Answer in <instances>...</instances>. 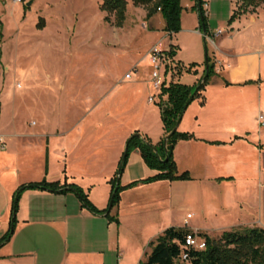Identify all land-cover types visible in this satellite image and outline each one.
Returning <instances> with one entry per match:
<instances>
[{"label": "rangeland", "instance_id": "1", "mask_svg": "<svg viewBox=\"0 0 264 264\" xmlns=\"http://www.w3.org/2000/svg\"><path fill=\"white\" fill-rule=\"evenodd\" d=\"M126 1V23L123 28H117L113 24L114 17L106 21L108 14L101 10L103 0H0V102L3 103V124L8 127V133L13 132L14 127L22 134L66 132L77 121L84 133L95 130L101 133V120L106 114L114 116L110 121L112 126L116 125L118 116H124L128 126L135 125L139 117L150 116L152 119V114L162 125L160 106L167 97L159 94L156 104L148 106L145 101L148 90L134 81H125L126 75L137 66L140 78L151 72L145 57L162 42L168 53V68L165 66L163 70L168 84L178 83L196 91L206 76V54L213 62L215 47L212 42L219 45L211 32H229L231 24L242 17L253 16L263 5L242 15L238 0H210L211 16L210 19L206 17L209 31L206 36L202 30V33L198 31V25L192 27L185 15L189 12L184 11V27L181 21V31L167 37L160 26H154L160 22L165 25L161 16L147 20L144 11L135 7L133 0ZM258 17L257 26H249V20L244 19L239 22L237 33L222 37L223 51L245 50L249 45L264 43V11ZM171 41L176 47L170 46ZM130 100L135 102L134 106L129 105ZM87 115L91 116L86 118ZM155 122H150L151 129H156ZM52 144L53 163L61 160L65 167L66 154L59 151L70 147L69 141L56 138ZM118 146L119 143L110 150L109 161L103 167L89 169L100 179L108 177L111 194V182L120 166L115 167L113 163ZM8 152L15 154L8 155V169L13 168L12 173H8L9 196V191L19 182L38 179L41 164L48 162V139L22 140L18 155L8 143ZM245 158L244 165L238 169L237 185H204L191 180L189 185L138 188L166 181L141 184L149 180L146 178L134 182L140 183L139 186L122 190L121 198L126 191L138 188L125 198L126 203H134L131 209L125 205L121 214L120 249L110 246L101 260H106V264H141L162 231L182 224L188 214L194 216L189 220L190 224L206 229L198 233L213 238H220L225 232L220 229L240 223L249 228L264 229V167L258 165L254 154L247 153ZM155 172L152 178L159 175ZM109 205L110 201L107 209ZM84 229H79L76 240L69 236L68 245L72 249L69 264H101L102 261L96 263L100 261L98 257L85 252L88 242ZM54 238H59L58 242L63 244L64 238L56 230L39 228L18 235L14 232L10 241L0 248V264H17V259L10 256L32 249L39 254L38 259L44 252L52 255L56 252L54 249L47 251L39 246ZM31 262L32 258L20 264Z\"/></svg>", "mask_w": 264, "mask_h": 264}, {"label": "crops", "instance_id": "2", "mask_svg": "<svg viewBox=\"0 0 264 264\" xmlns=\"http://www.w3.org/2000/svg\"><path fill=\"white\" fill-rule=\"evenodd\" d=\"M204 3L206 17L210 19V0H201ZM199 0H182L183 13L187 11L191 14H185L191 21L193 28L199 26L198 31L202 33L199 12L196 7ZM145 13L147 19V10L140 7ZM258 13L253 16L242 17L230 25L229 32L215 38L219 40V45L215 47L213 63L219 62L224 66L221 73L213 74L210 81L191 106L188 108L179 125L178 131L182 134H188L193 138L187 141H180L174 149V160L177 165L179 175L187 173L190 181L169 182L164 181L148 186H139L141 189L156 188V185L172 187L173 184L189 185L192 181H197L204 185H237L239 176L238 169L242 168L245 162V155L249 153L255 156L258 165L264 167V128H260L257 118L260 113H264V43L260 46L249 45L245 50L232 48H221L222 37L229 35L232 37L237 33V26L244 19L249 20V26L258 25V14L264 11V4L257 10ZM182 13V27L185 25ZM161 14H157L152 19H157ZM197 19V22H195ZM162 20L165 22L164 18ZM166 33L167 37L173 34L165 31V25L162 22L159 25ZM153 26V27H154ZM247 26V27H249ZM246 27V28H247ZM157 28V27H154ZM158 30V29H157ZM221 31V30H219ZM219 31H212V35ZM196 32V33H199ZM209 32V31H208ZM163 43L159 46L163 49ZM171 47L176 45L171 41ZM164 50V49H163ZM166 51V50H164ZM217 51H220L219 53ZM147 57V56H146ZM145 57V59H146ZM149 64V63H148ZM139 67L132 71V79L125 81H134L139 87L148 90L147 105L149 98L154 95L151 87V72L146 76L139 77ZM147 68L151 69L148 65ZM8 76V67L5 68ZM6 83V82H5ZM169 84L167 82L168 87ZM145 98V97H144ZM134 106L133 100L129 102ZM4 108L0 102V136L6 142V148L0 145V239L8 234L11 229L13 215V199L16 191L23 185L40 183L47 181L49 183H61L76 185L87 195L90 202L100 211L107 210L111 196V185L108 177L100 179L96 173L89 169L97 166V170L103 167L109 161L110 150L119 143L118 154L113 163L118 167L123 158L126 142L132 135L140 134L148 139L153 145H158L165 137L164 125L160 124L157 116L152 114V119L146 116L138 118L135 125L126 126L124 116H118L115 120L116 125H111L110 121L114 119L111 114H106L101 120V133L97 130L83 132L80 130L79 121L66 131H32L22 134L19 131L8 133V127L3 124ZM91 115H87L86 118ZM82 120V119H81ZM158 120V121H157ZM86 121V120H85ZM156 121V129H151L150 122ZM162 127V128H161ZM77 133V134H76ZM96 133V134H95ZM76 134V136H73ZM48 139V162L41 164L38 172V179L19 182L9 192L8 196V173H12L13 168L8 169V155H15L8 152V143L11 148H15L18 155L20 143L25 139L42 138ZM61 138L69 141L70 147H66L59 152L65 155V167L62 161L53 163L52 140ZM114 146V147H113ZM56 153V152H55ZM67 156V157H66ZM67 158V159H66ZM244 165V164H243ZM14 166V165H13ZM12 166V167H13ZM19 166V165H18ZM241 172V171H240ZM156 172L150 169L145 163L141 152L134 150L128 159L127 167L122 177L123 187H127L134 182L152 178ZM192 180V181H191ZM123 193L120 204L115 208L111 216L119 220V225L112 223L104 215H94L82 206L78 196L72 192L66 194H56L41 190H28L20 198L19 209L16 215L15 234H21L27 230L39 228L58 231L60 237L64 238L63 244L49 239L42 243L39 248L44 250L56 251L51 255L44 252L39 258L35 250L22 251L15 253L10 258L17 259V264L25 263L26 260L33 262L31 264H69L71 259V250L69 236L76 240L79 229L82 227L87 236L85 252L88 255H94L99 258L96 263H100L103 256L110 246L114 249H120L121 243V214L124 206L132 204L126 203L125 198L131 191ZM191 216V218H188ZM194 216L188 214L182 224L171 228H187L195 233L205 232L206 229L200 226L190 224L189 220ZM249 227V225L238 224L228 226L220 230H233L235 228ZM168 229H164V233ZM229 230V231H230ZM162 235V234H161ZM160 235V236H161ZM52 241V242H50ZM66 244L63 251V245ZM106 249V250H105ZM55 256V258H54ZM8 258V257H6ZM101 264H106V260Z\"/></svg>", "mask_w": 264, "mask_h": 264}, {"label": "trees", "instance_id": "3", "mask_svg": "<svg viewBox=\"0 0 264 264\" xmlns=\"http://www.w3.org/2000/svg\"><path fill=\"white\" fill-rule=\"evenodd\" d=\"M241 4L240 11L242 15L248 13L249 9L256 10L264 4V0H238ZM135 7H143L147 10V20L152 19L157 14H161L166 22L165 31L170 34H177L181 31V19L183 13L182 0H133ZM201 11L199 5L196 7L199 12L200 24L208 25L204 3L201 1ZM101 10L114 17V25L117 28H123L127 20L128 2L126 0H103ZM240 14V13H239ZM241 16V14L239 15ZM232 20L231 23L235 21ZM209 74L204 77L197 90L188 86L173 83L165 87L161 92V97H167L161 103V116L165 130L164 139L158 144L153 145L148 139L132 136L127 142L126 158L121 160L119 172L112 180V194L109 208L100 211L90 202L88 195L78 186L61 183H49L43 181L21 186L14 195L13 215L11 229L7 236L0 241V248L10 241L15 232L16 215L19 209V202L22 194L28 190H41L56 194H66L72 192L78 196L82 206L94 215H104L112 223L119 225V220L111 216L112 211L118 207L121 201L120 192L128 190L137 185L149 184L154 181H190V176L185 173L179 175L177 165L174 160V149L178 142L191 140L193 137L188 134H182L178 130L174 132L184 114L191 104L201 96V93L207 87L210 78L216 74L215 64L209 58ZM181 71L180 68H177ZM206 74V71H205ZM174 132V133H173ZM170 136L165 147V140ZM134 150H139L147 166L158 171L159 175L155 178L134 183L127 187H122L118 180L128 163L130 154ZM125 154V153H124ZM168 158L167 163H163ZM120 177V178H119ZM195 235L206 242V249L199 251L195 249H186L185 240L188 235ZM184 254H188V260L182 261ZM141 264H264V229L261 228H237L224 232L220 238H213L205 233H195L187 228H170L166 230L155 243H152V251L146 256V260Z\"/></svg>", "mask_w": 264, "mask_h": 264}, {"label": "built area", "instance_id": "4", "mask_svg": "<svg viewBox=\"0 0 264 264\" xmlns=\"http://www.w3.org/2000/svg\"><path fill=\"white\" fill-rule=\"evenodd\" d=\"M223 35L222 31L216 32L213 34L214 38ZM149 66L151 68V87L154 92V95L149 98L150 104H156L157 95L161 94L162 90L167 86V80L163 76V70L166 66L168 68L167 59L168 53L164 51L159 45L154 46L146 57ZM223 65L219 62H215V71L219 74L221 73ZM126 80L132 79V73H129L125 77ZM258 124L260 128H264V113H260L257 118ZM0 145L3 149L6 148V142L2 136H0ZM191 218V216H188ZM185 248L186 249H195V250H205L206 242L204 240L199 239L195 235H188L185 240ZM188 260V254H184L182 257V261Z\"/></svg>", "mask_w": 264, "mask_h": 264}, {"label": "water", "instance_id": "5", "mask_svg": "<svg viewBox=\"0 0 264 264\" xmlns=\"http://www.w3.org/2000/svg\"><path fill=\"white\" fill-rule=\"evenodd\" d=\"M198 4H199V10L201 11V6H202V5H201V0H199ZM202 31H203V35L206 36V35H207V29H206V26H205L204 24H202ZM208 74H209V59H208V54H206V77L208 76ZM181 121H182V120H181ZM181 121H180V123H181ZM180 123L178 124V126H177V128L174 130V132L178 130ZM174 132H173V133H174ZM134 137L141 138V135H140V134H135ZM169 138H170V136H168V137L166 138V140H165V147H166V145H167V142H168ZM125 158H126V152H125V154H124L123 161H125ZM167 162H168V158H167L163 163H167ZM119 178H120V177H119ZM119 182H120V179L118 180V183H119ZM110 206H111V204H110Z\"/></svg>", "mask_w": 264, "mask_h": 264}]
</instances>
